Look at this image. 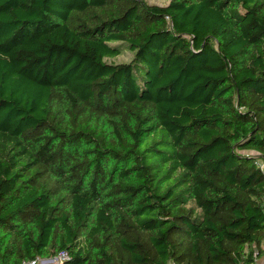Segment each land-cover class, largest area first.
Here are the masks:
<instances>
[{
    "label": "trees",
    "instance_id": "obj_1",
    "mask_svg": "<svg viewBox=\"0 0 264 264\" xmlns=\"http://www.w3.org/2000/svg\"><path fill=\"white\" fill-rule=\"evenodd\" d=\"M164 1L0 0V264L264 255V0Z\"/></svg>",
    "mask_w": 264,
    "mask_h": 264
},
{
    "label": "built area",
    "instance_id": "obj_2",
    "mask_svg": "<svg viewBox=\"0 0 264 264\" xmlns=\"http://www.w3.org/2000/svg\"><path fill=\"white\" fill-rule=\"evenodd\" d=\"M254 165L258 167V169L264 172V157L255 160ZM66 259H67V254L65 252H60L52 259H48V260L35 259L33 261L24 262L23 264H56Z\"/></svg>",
    "mask_w": 264,
    "mask_h": 264
},
{
    "label": "rangeland",
    "instance_id": "obj_3",
    "mask_svg": "<svg viewBox=\"0 0 264 264\" xmlns=\"http://www.w3.org/2000/svg\"><path fill=\"white\" fill-rule=\"evenodd\" d=\"M147 1L149 3L157 4L160 6H164L167 4V1H164V0H147ZM111 44L115 45V44H120V43L119 42H113ZM124 49L125 50L122 54L117 55L113 58H107L106 62H108V63H127V62L131 61L133 58V52L130 51L129 49H127L126 47Z\"/></svg>",
    "mask_w": 264,
    "mask_h": 264
},
{
    "label": "crops",
    "instance_id": "obj_4",
    "mask_svg": "<svg viewBox=\"0 0 264 264\" xmlns=\"http://www.w3.org/2000/svg\"><path fill=\"white\" fill-rule=\"evenodd\" d=\"M254 264H264V255L260 258H258Z\"/></svg>",
    "mask_w": 264,
    "mask_h": 264
}]
</instances>
